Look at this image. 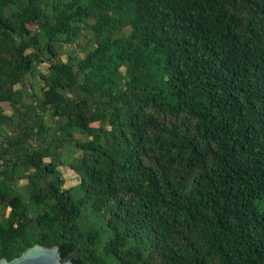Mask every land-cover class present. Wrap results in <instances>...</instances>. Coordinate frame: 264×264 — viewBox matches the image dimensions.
<instances>
[{
    "label": "trees",
    "instance_id": "1",
    "mask_svg": "<svg viewBox=\"0 0 264 264\" xmlns=\"http://www.w3.org/2000/svg\"><path fill=\"white\" fill-rule=\"evenodd\" d=\"M36 243L264 264V0H0V259Z\"/></svg>",
    "mask_w": 264,
    "mask_h": 264
},
{
    "label": "water",
    "instance_id": "2",
    "mask_svg": "<svg viewBox=\"0 0 264 264\" xmlns=\"http://www.w3.org/2000/svg\"><path fill=\"white\" fill-rule=\"evenodd\" d=\"M0 264H75L71 259L62 260L58 246H45L36 243L28 246L12 259L3 257Z\"/></svg>",
    "mask_w": 264,
    "mask_h": 264
},
{
    "label": "rangeland",
    "instance_id": "3",
    "mask_svg": "<svg viewBox=\"0 0 264 264\" xmlns=\"http://www.w3.org/2000/svg\"><path fill=\"white\" fill-rule=\"evenodd\" d=\"M64 53H62V58L64 60H67L68 59V53H66V51H69L71 50V47L69 45H65L64 48ZM48 66V62H44L42 64L39 65L40 69L45 71L47 70V67ZM39 77H35V78H31L30 76L25 80V82L23 84H17L16 87H21L23 86L24 88H26L28 91H31L32 90V84H36V82H38V84L40 85L41 83H39ZM25 84V85H24ZM3 106V109L5 110V113L6 114H11L13 112V108L12 106L10 105V103L8 102H3L2 104ZM96 126H98L100 123L99 122H95L94 123ZM60 169L62 171V174H63V177L65 179V187H70V186H73L75 184H77L80 180V177L79 175L74 172L73 169H71L69 166L67 165H62L60 166ZM27 182L26 179H23L20 181V184H25ZM9 212V209H7V213Z\"/></svg>",
    "mask_w": 264,
    "mask_h": 264
}]
</instances>
